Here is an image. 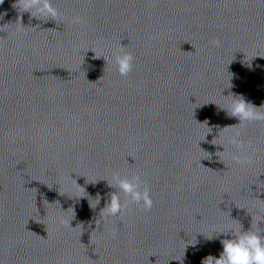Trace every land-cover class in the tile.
<instances>
[{
	"label": "water",
	"instance_id": "1",
	"mask_svg": "<svg viewBox=\"0 0 264 264\" xmlns=\"http://www.w3.org/2000/svg\"><path fill=\"white\" fill-rule=\"evenodd\" d=\"M15 2L0 4V264L219 258L218 232L264 209V122L220 108L264 105V0H51L56 21ZM237 130L249 165L231 159ZM116 171L140 174L151 211L99 215Z\"/></svg>",
	"mask_w": 264,
	"mask_h": 264
},
{
	"label": "clouds",
	"instance_id": "2",
	"mask_svg": "<svg viewBox=\"0 0 264 264\" xmlns=\"http://www.w3.org/2000/svg\"><path fill=\"white\" fill-rule=\"evenodd\" d=\"M3 2L4 0H0V4ZM13 7L17 8L20 13H30L31 18L42 21H56L61 15L59 10L53 6L51 0H16ZM71 23L83 24V17L74 16ZM21 26L23 25L21 24ZM211 44L218 47L220 41L213 40ZM94 58L100 57L95 55ZM134 59L131 52L125 51L124 46H120L116 50L113 60L116 71L121 77H127L132 72ZM229 96L231 100L227 107H219L226 111L229 118H235L239 121L234 126H239L242 129L246 124L264 122V105L256 107L251 102L246 101L242 95L234 96L230 94ZM227 142L236 149V152L231 154L233 161L242 166L252 163L251 158L244 153L246 144L241 138V131L237 130L234 135L228 138ZM220 146L225 151L224 145L221 144ZM107 185L114 191L107 194L108 199L99 213L105 221H108L109 218L122 219L131 210L132 205L145 212L151 211L154 202L150 189L140 174H132L129 178L121 176L116 171L111 174V180H107ZM95 199L97 202L96 208L101 201L100 195L98 194ZM261 223H264V209H261L257 215L252 216L251 227L248 230H243L240 225L238 229L218 232V234L222 233L225 237L230 238L220 240L223 250L219 258L209 256L204 259L203 264H264V233L261 232L259 227ZM113 235L115 234L113 233Z\"/></svg>",
	"mask_w": 264,
	"mask_h": 264
}]
</instances>
